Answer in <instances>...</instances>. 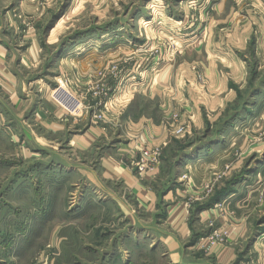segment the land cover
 Returning <instances> with one entry per match:
<instances>
[{"label": "rangeland", "instance_id": "obj_1", "mask_svg": "<svg viewBox=\"0 0 264 264\" xmlns=\"http://www.w3.org/2000/svg\"><path fill=\"white\" fill-rule=\"evenodd\" d=\"M0 19L4 39L38 45L33 93L68 76L98 125L121 123L111 93L137 85L121 75L139 62L154 61L139 88L189 46L200 47L189 59L198 81V67L216 71L212 93L173 106L138 98L156 127L176 104L190 108L155 129L146 201L119 182L89 187L70 168L69 137L0 121V264H264V0H0ZM123 116L136 122L132 110ZM174 205L182 229L181 218L165 223Z\"/></svg>", "mask_w": 264, "mask_h": 264}, {"label": "crops", "instance_id": "obj_2", "mask_svg": "<svg viewBox=\"0 0 264 264\" xmlns=\"http://www.w3.org/2000/svg\"><path fill=\"white\" fill-rule=\"evenodd\" d=\"M1 25L3 24L0 19V27ZM177 35L180 34L177 33ZM22 47L23 50H21ZM185 52L188 55H178L177 58L167 60L161 66L157 64L156 69L158 71H154L155 74L148 79L144 88L137 87L139 85L138 74L144 72L143 70L148 66L153 65L154 61L146 64L139 62L132 66L130 73L122 74L123 80L137 81V85L131 84L129 87L119 85L118 89L111 93L112 105H116L115 102L118 103L121 100L120 103L122 104L119 103L117 107L123 106L122 108H113L115 111L112 116H117L119 111H122L123 114L119 117L121 123H113L112 118L110 120L112 123L105 126L103 124L98 125V122L89 116V112L81 100L85 97L79 96L81 99L77 97L76 92H79V89L68 84L66 81L68 76H64L63 79L57 77V81L51 82L53 87L44 88L41 91V97L38 98L33 93L32 87L30 88L29 72L27 73L29 62L38 61V45L35 42L21 43V41L17 45H13L0 35V121L5 119L11 124L15 121L18 126H21L24 133L26 132L25 126H28L27 123L31 124L32 121L36 125L37 132L41 135L52 134L54 137L56 136L55 138L69 137L70 163L72 165L70 168H72L73 173L86 176L85 181L89 187L95 186V188L102 189L104 184L119 182L127 187L137 200L146 201L143 188L146 186V181H149L154 174H147L140 178L135 173V166L138 163L141 149L150 143V138L154 137L155 129L160 128L164 133V127L161 123L160 127H156L142 119L144 118L143 112L140 113L139 111L141 98L155 103L166 100L167 103L172 102L173 106L174 101L179 99L180 102L184 96L192 95L194 99V96L199 95L201 90H206L209 93L215 90L211 89L215 83V67H205V65L204 68L198 67L197 70L201 72V75H205L204 83L198 81L195 73L191 71L193 68L190 65L193 61L189 60L191 53L199 55L200 47L189 46L183 53ZM140 65L143 67L141 68ZM85 78L87 77L82 79ZM207 79L208 83H212V85L204 88ZM134 94L137 98L131 97ZM139 97L141 98L138 99ZM184 103L179 106L176 104L171 109L181 112L184 109L186 112L190 111L185 100ZM32 107L34 108L31 111ZM107 110L106 112L109 114ZM126 110L134 112L132 119L136 122L124 119L123 115ZM30 111L31 114L29 115ZM62 115L66 117L62 118ZM28 134L32 133L28 132ZM30 136L32 137V135ZM105 139L113 144L112 147L99 150L96 145L103 143ZM56 156L61 159L62 153L58 152ZM179 208L180 205L173 206L172 213L165 218L166 224H169L170 221L180 220L179 213L182 212V208ZM170 218L171 220L168 221ZM182 218L180 229H182ZM186 232L183 229L181 234L185 235ZM159 233H161V238L173 236L172 233L162 231ZM174 239L177 240L178 238L174 236ZM171 244L176 245L175 248H172L173 250L180 247L178 241L177 243L171 242ZM171 253V255H177L175 251Z\"/></svg>", "mask_w": 264, "mask_h": 264}, {"label": "built area", "instance_id": "obj_3", "mask_svg": "<svg viewBox=\"0 0 264 264\" xmlns=\"http://www.w3.org/2000/svg\"><path fill=\"white\" fill-rule=\"evenodd\" d=\"M181 115L182 113L175 110L170 114L169 117L165 118L164 122H166V124H168L170 121L173 124L178 123L181 119ZM164 122H162V124H164ZM183 129L184 126L178 127L176 130V135L182 133ZM150 139L152 140L153 138ZM151 140L150 144H147L141 149L138 163L135 166V173L140 178L147 174H153L156 169V164L159 160L160 150L155 142H151Z\"/></svg>", "mask_w": 264, "mask_h": 264}]
</instances>
